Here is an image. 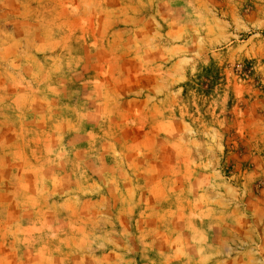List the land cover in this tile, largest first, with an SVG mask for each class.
<instances>
[{"label": "rangeland", "instance_id": "374dc122", "mask_svg": "<svg viewBox=\"0 0 264 264\" xmlns=\"http://www.w3.org/2000/svg\"><path fill=\"white\" fill-rule=\"evenodd\" d=\"M0 264H264V0H0Z\"/></svg>", "mask_w": 264, "mask_h": 264}]
</instances>
